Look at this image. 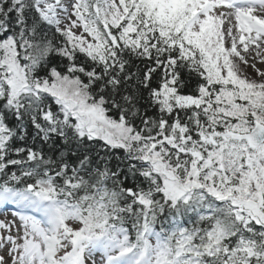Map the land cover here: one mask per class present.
<instances>
[{
	"label": "snow or ice",
	"instance_id": "1",
	"mask_svg": "<svg viewBox=\"0 0 264 264\" xmlns=\"http://www.w3.org/2000/svg\"><path fill=\"white\" fill-rule=\"evenodd\" d=\"M257 62L264 0H0V264H264Z\"/></svg>",
	"mask_w": 264,
	"mask_h": 264
},
{
	"label": "rangeland",
	"instance_id": "2",
	"mask_svg": "<svg viewBox=\"0 0 264 264\" xmlns=\"http://www.w3.org/2000/svg\"><path fill=\"white\" fill-rule=\"evenodd\" d=\"M256 67H257V68H260V69H264V64L257 62ZM247 72H248L250 75H252V76H255V75H256L255 71H254L251 67H249V68L247 69ZM4 218H5V217H2L0 220H2V219H4ZM8 219L10 220L9 217H8Z\"/></svg>",
	"mask_w": 264,
	"mask_h": 264
}]
</instances>
